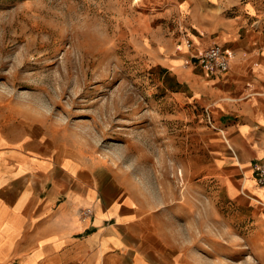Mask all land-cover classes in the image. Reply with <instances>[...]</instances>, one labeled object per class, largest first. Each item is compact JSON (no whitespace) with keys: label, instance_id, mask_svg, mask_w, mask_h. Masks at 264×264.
Here are the masks:
<instances>
[{"label":"rangeland","instance_id":"obj_1","mask_svg":"<svg viewBox=\"0 0 264 264\" xmlns=\"http://www.w3.org/2000/svg\"><path fill=\"white\" fill-rule=\"evenodd\" d=\"M187 1L0 0L4 148L120 179L187 264H264L254 207L214 175L213 127L170 74L202 67L178 49Z\"/></svg>","mask_w":264,"mask_h":264},{"label":"crops","instance_id":"obj_2","mask_svg":"<svg viewBox=\"0 0 264 264\" xmlns=\"http://www.w3.org/2000/svg\"><path fill=\"white\" fill-rule=\"evenodd\" d=\"M186 3L191 46L180 43L179 51L199 54L219 43L229 68L210 72L199 60L204 70L170 74L213 127L214 175L231 198L253 205L264 232V185L255 175L264 161V0ZM8 144L0 132V264H187L120 179L108 190L87 162Z\"/></svg>","mask_w":264,"mask_h":264},{"label":"built area","instance_id":"obj_3","mask_svg":"<svg viewBox=\"0 0 264 264\" xmlns=\"http://www.w3.org/2000/svg\"><path fill=\"white\" fill-rule=\"evenodd\" d=\"M188 46H191L190 42H188ZM226 52L221 44L214 43L203 52L197 54V57L210 72L225 71L229 68V58ZM255 175L258 184L264 185V161L256 166ZM90 213L91 208H87L85 214Z\"/></svg>","mask_w":264,"mask_h":264},{"label":"bare ground","instance_id":"obj_4","mask_svg":"<svg viewBox=\"0 0 264 264\" xmlns=\"http://www.w3.org/2000/svg\"><path fill=\"white\" fill-rule=\"evenodd\" d=\"M137 1H138V0H137ZM183 47H184L185 49H187V48H188V43H187V42H184L182 48H183Z\"/></svg>","mask_w":264,"mask_h":264}]
</instances>
